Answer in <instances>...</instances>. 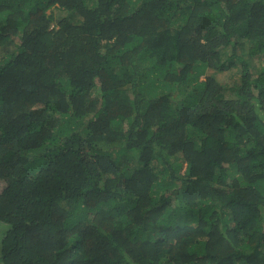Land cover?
I'll use <instances>...</instances> for the list:
<instances>
[{
  "label": "trees",
  "instance_id": "trees-1",
  "mask_svg": "<svg viewBox=\"0 0 264 264\" xmlns=\"http://www.w3.org/2000/svg\"><path fill=\"white\" fill-rule=\"evenodd\" d=\"M0 181V264H264V0H0Z\"/></svg>",
  "mask_w": 264,
  "mask_h": 264
},
{
  "label": "rangeland",
  "instance_id": "rangeland-1",
  "mask_svg": "<svg viewBox=\"0 0 264 264\" xmlns=\"http://www.w3.org/2000/svg\"><path fill=\"white\" fill-rule=\"evenodd\" d=\"M56 14L64 16L63 13L59 14L58 12H56ZM237 70L238 69L233 68L230 70V72H219V71H215V70L211 69V70H208L206 72V74L202 77V79L205 76H212L216 80V82L227 86V85L232 84L233 82H239L240 81L239 76L237 75L238 74ZM4 185H5L4 182L0 181V189ZM1 228L3 230V229H5V226L1 225Z\"/></svg>",
  "mask_w": 264,
  "mask_h": 264
},
{
  "label": "clouds",
  "instance_id": "clouds-1",
  "mask_svg": "<svg viewBox=\"0 0 264 264\" xmlns=\"http://www.w3.org/2000/svg\"><path fill=\"white\" fill-rule=\"evenodd\" d=\"M53 8H54V7H53ZM53 8H51L50 10H51V11H53ZM50 10H48V11H47V13H49V12H50ZM73 16H74V15H73ZM73 16H72V17H73ZM1 182H2V181H1Z\"/></svg>",
  "mask_w": 264,
  "mask_h": 264
}]
</instances>
